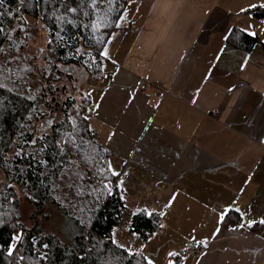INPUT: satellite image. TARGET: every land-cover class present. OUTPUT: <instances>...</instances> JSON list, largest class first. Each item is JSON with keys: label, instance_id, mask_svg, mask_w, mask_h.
Segmentation results:
<instances>
[{"label": "crops", "instance_id": "crops-1", "mask_svg": "<svg viewBox=\"0 0 264 264\" xmlns=\"http://www.w3.org/2000/svg\"><path fill=\"white\" fill-rule=\"evenodd\" d=\"M127 1L85 88L128 226L139 210L163 219L135 250L154 264H264V51L228 41L236 28L264 40L249 12L264 0ZM231 210L239 221L225 222Z\"/></svg>", "mask_w": 264, "mask_h": 264}, {"label": "trees", "instance_id": "trees-1", "mask_svg": "<svg viewBox=\"0 0 264 264\" xmlns=\"http://www.w3.org/2000/svg\"><path fill=\"white\" fill-rule=\"evenodd\" d=\"M128 5L127 0L0 4V264H154L115 240L127 209L120 172L112 170V153L87 114L90 86L77 90L81 82L99 79L103 49ZM249 12L264 17V7ZM228 41L245 51L256 45L264 51V40L240 28ZM37 42L45 45L35 51ZM43 120L49 129L41 133ZM18 190L35 217L48 204L58 208L65 219L60 234L25 224ZM240 218L231 210L225 222ZM162 227L160 213L139 210L128 231L146 241Z\"/></svg>", "mask_w": 264, "mask_h": 264}, {"label": "rangeland", "instance_id": "rangeland-1", "mask_svg": "<svg viewBox=\"0 0 264 264\" xmlns=\"http://www.w3.org/2000/svg\"><path fill=\"white\" fill-rule=\"evenodd\" d=\"M37 45L43 46L45 44L43 42H41V43L37 42L35 49H34L35 51L37 50ZM110 50L111 49H107V47H106L103 50V57L106 58L105 53H107V54L110 53ZM86 84H87L86 81L81 82L79 84V87L77 88V90H84ZM71 92L74 93L73 90H71ZM75 96L77 98H80L79 97L80 93L77 91L75 93ZM87 114H88V112H87ZM48 129H49V124H48L47 120H43L41 122V124L39 125V131L42 133ZM18 194H19V199H20V209L22 212V220L25 222V224L28 227H31V226L35 225L36 223H39L42 227V230L47 231L49 233L60 234L59 232H61L62 225L65 224V219L56 206H54L52 204H48L45 213L38 216V217H35V216H33V210H34L33 205L24 197L23 193L20 190H18ZM127 219H128V214L126 212L125 217L123 218L122 222L116 227V236L118 238V240L116 239V242L117 243L119 242L121 244H125V246H123V245L118 243L119 245L125 247L130 252L141 251V250H135V246L137 245L138 241H140L141 239L139 236H137L139 238H134L135 234L130 233L128 231L129 226L127 223ZM62 238H63V236H62ZM131 248H134V249L131 250ZM173 263H174V258H173Z\"/></svg>", "mask_w": 264, "mask_h": 264}, {"label": "built area", "instance_id": "built-area-1", "mask_svg": "<svg viewBox=\"0 0 264 264\" xmlns=\"http://www.w3.org/2000/svg\"><path fill=\"white\" fill-rule=\"evenodd\" d=\"M164 94H165V92H162V93L160 94V96H163ZM261 94L264 96V92H261ZM202 249H203V245L200 244V245H197L196 247H194L193 251H194L195 253H198V252L202 251Z\"/></svg>", "mask_w": 264, "mask_h": 264}, {"label": "snow or ice", "instance_id": "snow-or-ice-1", "mask_svg": "<svg viewBox=\"0 0 264 264\" xmlns=\"http://www.w3.org/2000/svg\"><path fill=\"white\" fill-rule=\"evenodd\" d=\"M3 3V0H0V4ZM21 3H23V0H21ZM72 11H75V9H72ZM252 35H255V33H251ZM105 55H107V53H105ZM261 223H264V221H261ZM11 254V252L9 253Z\"/></svg>", "mask_w": 264, "mask_h": 264}]
</instances>
